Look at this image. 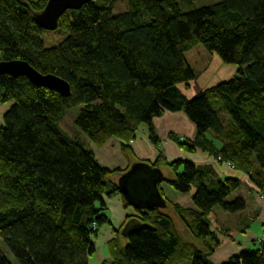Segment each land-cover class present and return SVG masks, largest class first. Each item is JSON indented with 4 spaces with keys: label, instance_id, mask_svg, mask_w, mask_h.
<instances>
[{
    "label": "trees",
    "instance_id": "trees-1",
    "mask_svg": "<svg viewBox=\"0 0 264 264\" xmlns=\"http://www.w3.org/2000/svg\"><path fill=\"white\" fill-rule=\"evenodd\" d=\"M115 1L91 0L67 11L58 29L68 36L47 48L35 14L48 0H0V61H26L71 86L63 97L26 77L0 75V104L13 102L0 130V237L18 264H90L100 228L112 225L104 197L119 193L118 180L132 165H101L60 127L68 110L82 106L75 124L93 145L119 138L130 158L129 143L146 125L159 156L142 162L162 171L159 186L167 182L181 193L195 188L197 211L171 203L162 189L165 208L133 206L136 215L113 228L110 258L101 264H213L221 240L211 214L216 207L243 212L244 198L227 200L243 183L192 161L169 162L153 120L183 111L197 134L194 141L170 135L182 150L220 157L219 163H232L264 189V0H217L188 12L180 5L192 0H128L127 11L114 15ZM197 46L238 70L189 99L180 85L196 78L186 53ZM124 206L131 205L124 200ZM0 264L13 262L0 251ZM221 264H264V242Z\"/></svg>",
    "mask_w": 264,
    "mask_h": 264
},
{
    "label": "crops",
    "instance_id": "crops-1",
    "mask_svg": "<svg viewBox=\"0 0 264 264\" xmlns=\"http://www.w3.org/2000/svg\"><path fill=\"white\" fill-rule=\"evenodd\" d=\"M186 57L190 65L191 61L194 64H200L198 71L191 65L196 78L188 84L180 85V91L189 99L205 89L231 80L238 70L235 65L223 63L216 53H210L206 49L198 48V46L188 51ZM12 105L13 102L0 104V130L4 125V115ZM153 126L161 140L162 152L169 162L177 159L192 161L198 166L211 167L220 178L233 177L240 179L243 183L242 189H239L234 194V197L244 198L247 201V208L243 212L225 216L228 224L221 229L222 235H219L221 245L210 257L211 262L213 264H221L238 255L241 251L259 249L261 245L260 239L264 237V198H261V193H264V189L254 184L247 174L236 169H230L221 163H215V158L211 157L209 153L201 150L195 153H188L182 150L170 138V135L173 134L176 137L194 141L197 134L195 124L183 111L166 112L153 120ZM137 135L136 139L129 143L133 152L130 158L124 155L121 140L116 137L111 138L102 147H96L90 142V150L94 152L101 165L110 169H125L136 162L144 160L154 162L159 156V150L149 141L148 126L141 125ZM205 138L213 141L217 149L221 148V143L211 133H206ZM164 172L167 177H172V173L167 168L164 169ZM160 187L164 196L171 203L197 211L192 201L195 188L189 193H181L167 182L162 183ZM104 202L112 225L106 224L100 228L97 238L94 239L96 253L99 246H106L114 238L113 228L122 227L127 216L136 215V210L133 206L125 208L124 200L120 193L113 197L105 196ZM91 260L92 258L90 259V264H92ZM102 262L104 261H100L97 264Z\"/></svg>",
    "mask_w": 264,
    "mask_h": 264
},
{
    "label": "water",
    "instance_id": "water-1",
    "mask_svg": "<svg viewBox=\"0 0 264 264\" xmlns=\"http://www.w3.org/2000/svg\"><path fill=\"white\" fill-rule=\"evenodd\" d=\"M90 1L48 0L45 8L35 14V21L42 30L56 31L60 18L67 11L79 10ZM0 75H9L14 78L26 77L31 83L54 90L63 97L71 95V86L67 81L56 74H41L26 61H0ZM162 178L163 173L159 168H153L147 163L136 162L119 178V193L131 206L140 209L165 208V199L159 186ZM132 225H134V220L125 225L123 235H127Z\"/></svg>",
    "mask_w": 264,
    "mask_h": 264
},
{
    "label": "rangeland",
    "instance_id": "rangeland-1",
    "mask_svg": "<svg viewBox=\"0 0 264 264\" xmlns=\"http://www.w3.org/2000/svg\"><path fill=\"white\" fill-rule=\"evenodd\" d=\"M216 2H217V0H192V2L189 4L181 3L180 7H181V10L183 12H188V11H191L193 9H197V8H200L203 6L213 5ZM115 3L116 4H115L114 9H113L114 15L123 14L127 11L128 0H116ZM67 36H68L67 33L62 29H57L56 31L43 30L41 33L42 40L44 41L45 46L47 48L57 47ZM198 48H202L203 50H205L203 46H198ZM190 63H191V65H193V67L195 68L196 71H198L200 69V64H194L192 61ZM82 108H83L82 106H77L75 108L68 110L66 112V114L64 115V117L60 121V127L69 135H72V136L76 137L77 139H79L84 144L85 148L90 150V148H91L90 144L91 143H90L88 137L75 124V120L79 116ZM242 187H241V189H242ZM234 199H235L234 194H232L231 196L228 197L227 200L233 201ZM187 209H189V208H187ZM190 210H192V209H190ZM226 215L231 216L233 214H228V213L223 212L220 209V207H216L211 214L210 219L212 221V230L215 231L218 235H222L221 229L228 224V221H226V219H225ZM133 216H135V215H133ZM174 217H175V221H176L177 225L181 228V230H183V234H182L183 237H186L187 234L183 228V225L181 224V222L178 220V218L176 216H174ZM100 239H101V237H100ZM101 240L103 241V239H101ZM0 251L2 253H4L6 256H8L10 259H12L13 264H18L17 261L12 256V253L9 250L8 246L6 245V243L4 242V240L1 237H0ZM109 256H110V254H109L107 245L106 246L105 245L99 246V249H98L96 255H94V257H92L91 263L97 264L100 261L108 260ZM183 264H189V263L185 262Z\"/></svg>",
    "mask_w": 264,
    "mask_h": 264
},
{
    "label": "built area",
    "instance_id": "built-area-1",
    "mask_svg": "<svg viewBox=\"0 0 264 264\" xmlns=\"http://www.w3.org/2000/svg\"><path fill=\"white\" fill-rule=\"evenodd\" d=\"M136 136H138L137 134H136ZM212 157V156H211ZM214 158V157H213ZM221 160V158L219 157L218 159H215V163H217V164H220L219 163V161ZM223 165H226L228 168H230V169H233V170H235V166L232 164V163H222ZM261 198H264V193H261ZM93 229H95V226H93ZM260 242L261 243H263L264 242V237H262L261 239H260Z\"/></svg>",
    "mask_w": 264,
    "mask_h": 264
}]
</instances>
